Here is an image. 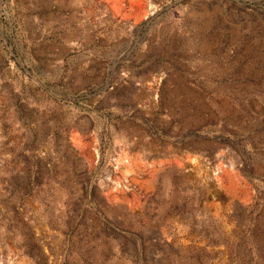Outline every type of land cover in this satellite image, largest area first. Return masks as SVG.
I'll use <instances>...</instances> for the list:
<instances>
[{"label": "rangeland", "instance_id": "374dc122", "mask_svg": "<svg viewBox=\"0 0 264 264\" xmlns=\"http://www.w3.org/2000/svg\"><path fill=\"white\" fill-rule=\"evenodd\" d=\"M0 264H264V0H0Z\"/></svg>", "mask_w": 264, "mask_h": 264}]
</instances>
